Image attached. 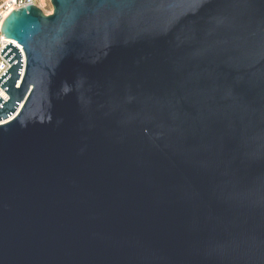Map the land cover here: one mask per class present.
I'll use <instances>...</instances> for the list:
<instances>
[{"label":"water","instance_id":"water-1","mask_svg":"<svg viewBox=\"0 0 264 264\" xmlns=\"http://www.w3.org/2000/svg\"><path fill=\"white\" fill-rule=\"evenodd\" d=\"M0 26V264H264V0H50Z\"/></svg>","mask_w":264,"mask_h":264},{"label":"built area","instance_id":"built-area-1","mask_svg":"<svg viewBox=\"0 0 264 264\" xmlns=\"http://www.w3.org/2000/svg\"><path fill=\"white\" fill-rule=\"evenodd\" d=\"M38 1L39 0H0V26H1L2 22L4 21L5 17L8 15V13L11 10L25 6L28 3H32V4L37 5ZM8 42H11L12 44H14L18 48V50L20 51L21 56H23L22 55L23 54L22 46L20 44H18L17 41L4 37L0 31V53H1V50L5 47V45ZM9 67H10V63L0 54V76ZM0 97L3 99L7 98L5 91L1 88H0ZM10 119L2 118V119H0V124L4 123Z\"/></svg>","mask_w":264,"mask_h":264},{"label":"rangeland","instance_id":"rangeland-1","mask_svg":"<svg viewBox=\"0 0 264 264\" xmlns=\"http://www.w3.org/2000/svg\"><path fill=\"white\" fill-rule=\"evenodd\" d=\"M37 6H39L47 14L52 11L50 0H39Z\"/></svg>","mask_w":264,"mask_h":264},{"label":"bare ground","instance_id":"bare-ground-1","mask_svg":"<svg viewBox=\"0 0 264 264\" xmlns=\"http://www.w3.org/2000/svg\"><path fill=\"white\" fill-rule=\"evenodd\" d=\"M19 107L16 109V111H14L10 116L6 117L7 119H10L12 117V115H15V113L18 111Z\"/></svg>","mask_w":264,"mask_h":264}]
</instances>
